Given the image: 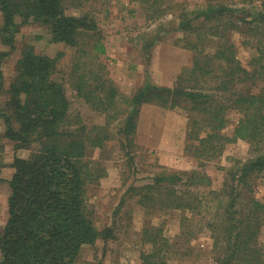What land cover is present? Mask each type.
I'll use <instances>...</instances> for the list:
<instances>
[{
  "label": "trees",
  "instance_id": "1",
  "mask_svg": "<svg viewBox=\"0 0 264 264\" xmlns=\"http://www.w3.org/2000/svg\"><path fill=\"white\" fill-rule=\"evenodd\" d=\"M134 1L155 7L161 0ZM91 3L0 0L4 18L0 40L11 50L21 27L31 23L47 26L53 43L77 49L73 71L68 73L60 67L63 53L51 57L26 45L6 90L4 106L2 67L11 52H0L3 136L15 142L16 149L31 151L28 158L16 157L13 163L9 218L0 235V264H77L86 246L115 236L114 227H97L88 205L89 186L107 174L101 162L89 154L106 147L115 135L112 127L119 121L118 131L127 139L124 148L135 145L139 116L146 104L187 111L189 139L198 141L195 153L199 158H221L230 144L249 145L250 157H230L233 165L227 169L225 186L220 192L211 191L219 203L210 207L214 216L208 227L219 252L218 264H264V246L259 241L264 203L255 197L258 180L264 178V10L252 13L218 3L208 5L194 20L181 14L180 30L198 34V42L188 46L195 52L192 61L182 66L173 84H156L149 76L145 86L126 95L105 72L101 56L106 54V46L94 14H69L72 7L87 8ZM228 29L249 33L255 41L251 68L238 58ZM210 38L216 39L215 48H201ZM259 80L263 83L260 93L237 90L242 83ZM77 100L84 101L89 111L104 114L105 121L90 126ZM230 106L240 110L242 118L234 135L226 136L222 130L229 122L226 113ZM189 175L195 173L160 174L152 183L130 191L143 195L141 203L159 202L162 207L195 216L204 202L198 192L187 188L186 181L185 188L181 187ZM186 220L185 226L193 217ZM151 240L155 249L143 256L144 264H156L162 250L156 247L155 238Z\"/></svg>",
  "mask_w": 264,
  "mask_h": 264
},
{
  "label": "rangeland",
  "instance_id": "2",
  "mask_svg": "<svg viewBox=\"0 0 264 264\" xmlns=\"http://www.w3.org/2000/svg\"><path fill=\"white\" fill-rule=\"evenodd\" d=\"M218 3L252 13L264 10V0H161L155 7L134 0H92L87 8L72 7L69 14L81 15L86 11L94 14L106 46V54L101 56L106 65L105 72L122 93L131 95L146 85L149 76L156 84L174 83L182 66L194 58L195 52L188 46L198 42V34L180 30V15L186 14L194 20L208 5ZM200 21L195 24L199 25ZM3 22L0 10V27ZM228 33L229 40L236 45L238 58L245 67L251 68L250 61L256 54L255 41H251L249 33L236 29H228ZM51 38L47 26L31 23L21 27L14 50L0 40V52H11L2 67L5 81L2 106L8 100L6 90L26 45H34L51 57L63 53L60 67L68 73L73 71L77 49L53 43ZM213 40L210 38L207 44L204 41L200 47L207 51L214 49L216 39ZM262 84L260 80L242 83L237 90L260 93ZM67 88L71 97L69 85ZM212 94L218 96L220 93ZM77 104L90 126L105 121L104 114L89 111L84 101L77 100ZM229 108L226 113L229 122L222 134L233 136L242 113L232 106ZM119 123L113 125L115 135L106 147L93 149L89 154V158L101 162L107 174L98 184L89 186L88 205L97 227L100 230L114 227L115 236L86 246L77 264H144L143 256L155 249L152 238L156 239V247L162 249L156 264H218L219 252L208 224L214 216L210 207L217 205L219 200L211 191L220 192L225 186L227 169L233 165L230 157L235 156L237 160L250 157L249 145L230 144L217 159L197 157L195 151L199 143L189 139V117L181 107L172 110L156 104L144 105L133 146L124 148L127 139L119 133ZM5 130V122L0 118V191L3 199H0V235L9 218V200L5 205L4 195L11 192L7 182L13 174L10 164L17 157L13 145L7 144L13 141L3 136ZM178 172L195 173L189 175L190 179L184 180L181 187L185 188L187 182V188L198 192L203 199L204 206L201 212L197 210L198 215L162 207L159 202L141 203L143 195L130 191L132 187L152 183L160 174ZM3 176L6 181H2ZM255 197L264 203V178L258 180ZM189 217H193V222L185 226ZM259 241L264 246V227ZM1 258L0 251V261Z\"/></svg>",
  "mask_w": 264,
  "mask_h": 264
},
{
  "label": "crops",
  "instance_id": "3",
  "mask_svg": "<svg viewBox=\"0 0 264 264\" xmlns=\"http://www.w3.org/2000/svg\"><path fill=\"white\" fill-rule=\"evenodd\" d=\"M1 133V132H0ZM8 140V139H7ZM10 143H11V145H13V147H14V150H15V153L17 154V157H19V158H22V159H26V158H28L29 156H30V152L27 150V149H16V144H15V142H9V143H7L8 145H10ZM3 146V145H2ZM12 147V148H13ZM3 148H4V146H3ZM16 158V157H15ZM15 158H14V160H15ZM14 160H12V162H11V164H10V166H11V168L13 169L12 170V176L10 177V178H8L7 179V182H9L11 179H12V177H13V175L15 174V168L13 167V163H14ZM1 179H2V181H6V179L4 178V176L3 177H1ZM0 188H1V186H0ZM10 187H9V184H8V189H9ZM9 191H11V189L9 190ZM10 194H11V192H10ZM10 194H6V195H4L5 197H4V199H5V205H7V203H8V198H9V195ZM0 199L1 200H3L2 199V193H1V191H0Z\"/></svg>",
  "mask_w": 264,
  "mask_h": 264
}]
</instances>
